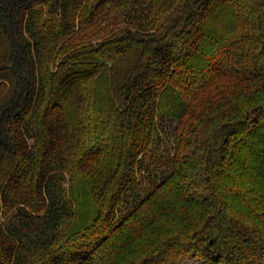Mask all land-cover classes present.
<instances>
[{
  "label": "trees",
  "instance_id": "obj_1",
  "mask_svg": "<svg viewBox=\"0 0 264 264\" xmlns=\"http://www.w3.org/2000/svg\"><path fill=\"white\" fill-rule=\"evenodd\" d=\"M188 257L264 264V0H0V264Z\"/></svg>",
  "mask_w": 264,
  "mask_h": 264
},
{
  "label": "rangeland",
  "instance_id": "obj_2",
  "mask_svg": "<svg viewBox=\"0 0 264 264\" xmlns=\"http://www.w3.org/2000/svg\"><path fill=\"white\" fill-rule=\"evenodd\" d=\"M176 123L173 120L168 118H161L160 127H159V144L158 146L150 153L147 157V162H151L149 165V171L152 176V180L159 179L169 170L170 164L169 159L172 157V151L174 147V136L173 132L175 129ZM147 164V163H146ZM145 164V165H146ZM148 171H143V175H148ZM146 187H150L152 182L149 180L145 181ZM145 192V191H143ZM181 264H208L205 261H202L198 258L188 257L185 258Z\"/></svg>",
  "mask_w": 264,
  "mask_h": 264
}]
</instances>
